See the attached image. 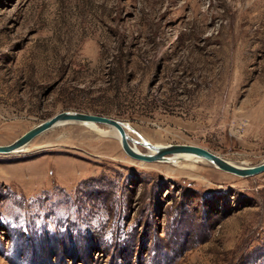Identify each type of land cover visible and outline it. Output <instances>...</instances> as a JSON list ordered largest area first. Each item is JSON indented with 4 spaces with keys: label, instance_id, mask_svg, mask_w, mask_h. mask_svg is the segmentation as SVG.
<instances>
[{
    "label": "rangeland",
    "instance_id": "obj_1",
    "mask_svg": "<svg viewBox=\"0 0 264 264\" xmlns=\"http://www.w3.org/2000/svg\"><path fill=\"white\" fill-rule=\"evenodd\" d=\"M63 111L262 163L264 0H0V145ZM180 162L81 123L0 153V264H264V172Z\"/></svg>",
    "mask_w": 264,
    "mask_h": 264
},
{
    "label": "water",
    "instance_id": "obj_2",
    "mask_svg": "<svg viewBox=\"0 0 264 264\" xmlns=\"http://www.w3.org/2000/svg\"><path fill=\"white\" fill-rule=\"evenodd\" d=\"M61 122H94L97 124L115 126L120 132L121 144L125 152L129 156L144 162L165 161L167 156L182 153H192L206 158L224 171L235 173L240 176H253L264 172V161L253 166L238 167L229 163L221 155L215 154L206 148L190 144H170L162 147H157L150 142H144L142 143L143 146L147 147L148 149H152L155 152L140 153L132 148L130 142H133V139L131 136H129L125 127L119 120L107 116L72 111H63L61 113H58L50 119L45 120L32 127L31 129L23 133L20 137L15 139L12 143L0 145V153H12L19 150L20 148L29 144L36 136L48 129L53 128L56 124ZM136 143L140 142L136 141Z\"/></svg>",
    "mask_w": 264,
    "mask_h": 264
},
{
    "label": "bare ground",
    "instance_id": "obj_3",
    "mask_svg": "<svg viewBox=\"0 0 264 264\" xmlns=\"http://www.w3.org/2000/svg\"><path fill=\"white\" fill-rule=\"evenodd\" d=\"M79 123H81L83 125H86L87 127H89L92 131H94L98 135H101V136H113V137H116L117 139H119L121 141L120 132L115 126L108 125L109 128L108 129H106V128L104 129V128L100 127L97 123H94V122H79ZM61 124H66V123H62L61 122V123L56 124L55 126L61 125ZM123 126L125 127V129H126L127 133L129 134V136H131L130 135L131 126L129 124H125V123L123 124ZM132 139H133V142H130L132 148L135 149L136 151L140 152V153H143V152H142V150H140L139 145L144 143V142H150L147 138L142 137V136H140L139 139H137V140H135L133 137H132ZM136 141H138L140 143H136ZM150 143L153 144L152 142H150ZM27 145H25L24 147L20 148L19 150H21V149L25 150V147ZM153 145H155L157 147H162V146H166L167 144L166 145H162V144L155 143ZM19 150H17V151H19ZM148 151H149V153L155 152L152 149H148ZM226 160L229 163H231V164H233L235 166L246 167L245 165L235 164V163L231 162L228 159H226ZM165 161H169L171 164H174V165H179L181 163L180 161H187V163L190 166H192V167L195 166L196 162H201L202 161V162H209L210 164L216 166L214 163H212L211 161L207 160L206 158H204L202 156H199V155H196V154H192V153H182V154H176V155L167 156Z\"/></svg>",
    "mask_w": 264,
    "mask_h": 264
}]
</instances>
